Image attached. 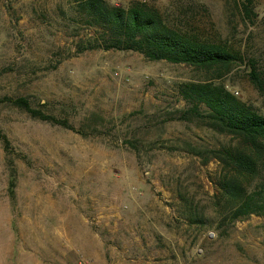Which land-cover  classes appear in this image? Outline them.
Returning a JSON list of instances; mask_svg holds the SVG:
<instances>
[{"label":"rangeland","instance_id":"1","mask_svg":"<svg viewBox=\"0 0 264 264\" xmlns=\"http://www.w3.org/2000/svg\"><path fill=\"white\" fill-rule=\"evenodd\" d=\"M104 1L236 59L221 71L105 50L72 0H0V264H264V213L232 216L264 197V157L240 175L225 154H248L243 139L185 94L212 82L264 116L248 77L264 78V0Z\"/></svg>","mask_w":264,"mask_h":264},{"label":"trees","instance_id":"2","mask_svg":"<svg viewBox=\"0 0 264 264\" xmlns=\"http://www.w3.org/2000/svg\"><path fill=\"white\" fill-rule=\"evenodd\" d=\"M72 2L88 13L90 19L103 29V34L108 38L103 48L105 50L137 51L153 61L164 60L201 69L217 68L221 71H227L236 59L224 46L200 42L167 27L156 12L145 8L133 7L125 10L110 7L104 0ZM248 77L257 89L264 87V78L255 69H250ZM185 94L205 105L211 129L243 139L250 152L226 153L225 159L240 175L253 176L257 171V160L254 157H264V116L212 82L188 84ZM13 104L33 114L25 99H17ZM0 140L8 145L1 133ZM236 181V176L227 179L226 186L231 192L237 188ZM12 185L13 182L11 187ZM261 213H264L263 196L257 201L247 199L233 211L232 216L236 219Z\"/></svg>","mask_w":264,"mask_h":264}]
</instances>
